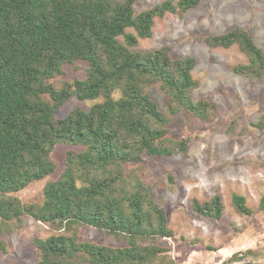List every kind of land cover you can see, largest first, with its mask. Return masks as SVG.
I'll return each mask as SVG.
<instances>
[{
    "label": "trees",
    "instance_id": "16d2710c",
    "mask_svg": "<svg viewBox=\"0 0 264 264\" xmlns=\"http://www.w3.org/2000/svg\"><path fill=\"white\" fill-rule=\"evenodd\" d=\"M198 1L178 3L186 9ZM132 2L0 0V217L19 220L27 214L63 232L72 225H88L126 236L130 243L125 249L108 248L76 241L73 231L72 236L60 233L35 238V264H74L72 257L77 255L90 264H160V249L140 246L137 240L170 236L163 211L152 206L153 224L142 209L146 192L141 183L128 197H117L115 181L97 171L113 162L139 160L141 152L157 156L174 152L165 143L166 130L150 131L146 124L150 117L162 126L167 122L141 90L147 81L159 79L171 98L201 119L206 117L199 105L185 102L192 85V59L173 61L165 49L131 52L117 41L126 27L148 35L152 18L169 7L163 3L134 17ZM232 42L238 44L256 72L264 74V55L245 31L234 29L206 38L210 46L226 47ZM77 59L88 64L85 80L64 82L59 89L46 82L61 73L63 63ZM116 88L121 90L119 100L111 97ZM71 95L79 99L102 96L103 101L86 112L74 109L64 118H56L57 110ZM60 142L81 143L86 148L78 154L67 153L61 174L43 186L41 204H22L6 196L50 174L54 170L51 153ZM134 143L136 148L128 146ZM177 150L186 151L184 139L178 141ZM79 178L84 183L78 186ZM232 200L240 213L249 214L242 197L234 195ZM260 206L264 211V198ZM192 209L217 220L219 197L203 203L192 200ZM245 254L234 253L225 262L239 261Z\"/></svg>",
    "mask_w": 264,
    "mask_h": 264
},
{
    "label": "rangeland",
    "instance_id": "374dc122",
    "mask_svg": "<svg viewBox=\"0 0 264 264\" xmlns=\"http://www.w3.org/2000/svg\"><path fill=\"white\" fill-rule=\"evenodd\" d=\"M178 2L133 0L134 17L163 3L169 7L152 18L148 35L141 36L133 27H126L116 39L131 52L165 49L173 61L192 59V85L185 102L199 105L206 119L171 98L159 79L147 81L141 90L167 122L162 126L150 117L146 124L150 131L165 129V143L174 152L165 156L141 152L139 160L113 162L97 172L115 181L117 197H128L141 183L146 192L142 209L153 224L156 217L152 206L163 211L170 236L137 240L140 246L160 249L158 263L264 264V211L260 206L264 198V74L256 72L236 42L226 47L206 43L207 37L239 29L249 34L264 55V0H199L186 9ZM87 68V62L80 59L63 63L61 73L46 82L59 89L64 82L83 81ZM121 96L119 88L111 91L114 100ZM102 101V96L79 99L71 95L55 117L64 118L74 109L86 112ZM182 139L186 141L184 152L177 150ZM128 146L136 148L135 143ZM85 148L81 143L56 144L51 153L54 170L6 196L22 204L40 205L43 186L61 174L67 153L78 154ZM83 183L80 178L76 180L78 186ZM234 195L243 198L249 214L236 209ZM214 196L220 200L219 219L192 209V200L203 203ZM72 231L74 236L70 235ZM60 233L108 248L130 247L126 236L88 225H72L63 232L22 214L19 220L0 217V264H35L38 255L33 240ZM234 253L247 254L239 261L225 262ZM77 256L72 257L74 264H90L85 257Z\"/></svg>",
    "mask_w": 264,
    "mask_h": 264
}]
</instances>
